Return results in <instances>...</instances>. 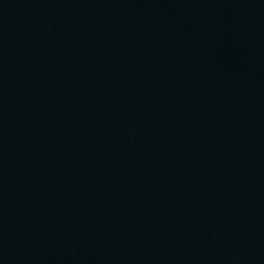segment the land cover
<instances>
[{"label": "water", "instance_id": "95a60500", "mask_svg": "<svg viewBox=\"0 0 264 264\" xmlns=\"http://www.w3.org/2000/svg\"><path fill=\"white\" fill-rule=\"evenodd\" d=\"M0 264H264V0H0Z\"/></svg>", "mask_w": 264, "mask_h": 264}]
</instances>
